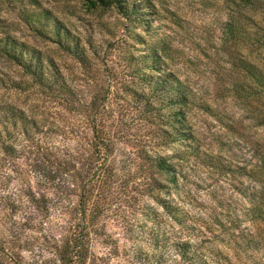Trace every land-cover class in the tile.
Here are the masks:
<instances>
[{"label": "trees", "instance_id": "obj_1", "mask_svg": "<svg viewBox=\"0 0 264 264\" xmlns=\"http://www.w3.org/2000/svg\"><path fill=\"white\" fill-rule=\"evenodd\" d=\"M86 3L89 11L116 10L127 22L125 37L97 43L40 0H5L73 67L63 73L0 19V55L25 76L10 87L48 104L41 112L0 106V264H231L203 234L264 223V194L250 195L243 221H193L178 197L184 165L197 159L221 166L220 159L205 161L188 123L193 107H205L171 69L169 38L150 33L146 10L156 12L148 0ZM230 3L241 10L224 36L234 48H261L264 34L243 29L246 14L263 9L264 0ZM240 68L264 94V73ZM256 170L264 176V155ZM231 234L234 253L264 256V238Z\"/></svg>", "mask_w": 264, "mask_h": 264}, {"label": "rangeland", "instance_id": "obj_2", "mask_svg": "<svg viewBox=\"0 0 264 264\" xmlns=\"http://www.w3.org/2000/svg\"><path fill=\"white\" fill-rule=\"evenodd\" d=\"M40 1L44 8L97 43L125 37L127 22L114 9L89 11L86 0ZM148 1L156 12L146 10L150 33L153 37L169 38L174 51L171 69L189 87L196 104L205 107L203 110L193 107L188 114V123L200 143V150L205 153V161L212 157L220 159L217 162L221 165L208 167L197 159L191 160L189 166L184 165L185 176L178 181V197L189 203L185 210L195 222L212 225L214 219L243 221L250 195L264 194V176L256 175L258 160L264 155V94L254 81L243 78L240 67L244 63L264 73V45L257 48L252 43L234 48L230 44L224 32L229 21L236 23V11L241 8L232 3L228 6V0ZM262 7L252 16L246 14L243 29L246 33L264 34ZM0 19L6 31L52 57L63 73L73 67L54 44L29 31L5 0H0ZM110 61V57L104 59L105 63ZM24 79L22 71L0 55V106L14 104L25 110L43 111L48 107L45 101L10 87V81ZM238 227L228 229V235L213 227V236L203 234L210 239L205 245L223 252L231 264H264L263 254L248 260L234 253L231 241L232 232L234 236L242 233L255 239L264 238V223L243 222ZM111 232L123 246L119 232Z\"/></svg>", "mask_w": 264, "mask_h": 264}]
</instances>
